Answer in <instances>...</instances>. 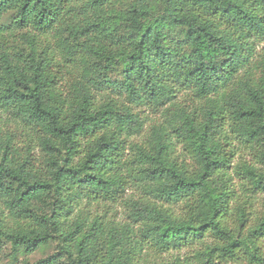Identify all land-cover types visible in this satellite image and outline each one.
I'll use <instances>...</instances> for the list:
<instances>
[{
  "label": "trees",
  "instance_id": "obj_1",
  "mask_svg": "<svg viewBox=\"0 0 264 264\" xmlns=\"http://www.w3.org/2000/svg\"><path fill=\"white\" fill-rule=\"evenodd\" d=\"M0 264H264V0H0Z\"/></svg>",
  "mask_w": 264,
  "mask_h": 264
},
{
  "label": "rangeland",
  "instance_id": "obj_2",
  "mask_svg": "<svg viewBox=\"0 0 264 264\" xmlns=\"http://www.w3.org/2000/svg\"><path fill=\"white\" fill-rule=\"evenodd\" d=\"M40 254H35L32 259L38 258Z\"/></svg>",
  "mask_w": 264,
  "mask_h": 264
}]
</instances>
